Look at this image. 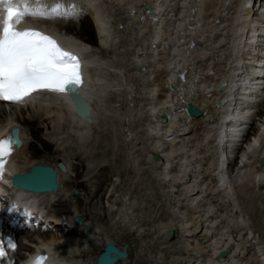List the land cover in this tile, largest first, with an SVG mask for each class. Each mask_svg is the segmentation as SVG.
Returning <instances> with one entry per match:
<instances>
[{
	"label": "bare ground",
	"instance_id": "1",
	"mask_svg": "<svg viewBox=\"0 0 264 264\" xmlns=\"http://www.w3.org/2000/svg\"><path fill=\"white\" fill-rule=\"evenodd\" d=\"M31 2L37 4V0ZM41 2L48 3V0H39ZM57 4L62 6V13L73 8L79 11L83 17H79V30L74 32L72 20L63 16L37 20L46 23V32L54 31L52 35L65 50L79 54L85 76L78 94L88 102L89 115L84 119L77 117L64 92H36L27 103L12 107L30 106L34 115L40 112L47 116L53 129L63 128L62 133L66 135L63 141L72 142L84 154L88 151L84 144L94 122L92 116L112 123L113 115L108 112L115 106L107 99L109 92H126L129 132L125 138H130L128 144L135 154V175L121 199L125 209L109 216L119 240L128 243L130 237H134L127 247L124 242L121 245L127 258L131 251L133 264H264V167L259 161L264 156V113L260 109L263 113L261 123L255 129L247 128L246 122L240 119L247 121L248 113L256 112L255 107L252 110L255 100H244L241 96L238 101L234 99L241 93L239 90L249 87L246 85L250 81L257 85L253 91L256 96L260 98L264 93L260 88L264 81V63H253L261 68L259 72L242 70L246 54H252L253 60L256 57L264 60L263 0H57ZM84 14L94 17L95 39L89 34L90 25ZM31 18L36 21V18L25 17V26ZM109 22L113 32L107 28ZM108 41L111 42L109 50ZM255 43L261 50L249 53ZM89 45L101 48L108 55L87 54L92 48ZM249 45L250 50L246 49ZM107 61L115 68L110 69V77H107ZM221 84L223 90L219 89ZM222 100L225 105L221 106ZM186 102L195 104L202 114L198 117L187 115ZM239 109L247 115L237 117ZM4 113L1 110V114ZM161 114H166L167 120H162ZM88 118L92 120L90 123L86 121ZM20 122L32 124L34 119L2 122L0 133L11 126H19ZM244 130L241 138L245 140L240 143L239 156L227 162L231 154L225 158L219 144L224 142L225 147L227 143L231 148ZM120 132L114 125L112 130L103 131L110 147L104 149L100 157L112 153L120 140ZM33 135L39 139L37 131ZM20 136L21 146L8 159L9 173L26 172L35 164L56 169L55 165L36 158L12 166L18 162V152L28 141H24V133L20 132ZM50 147V141L44 142V148ZM153 155L159 160L153 161ZM225 161L227 169L232 164L235 172V167L241 172L244 170L245 179L234 183L235 175L231 180L223 168ZM64 174L57 170V182L58 175L60 180ZM236 188L240 197L247 199L246 215L251 220L250 226L246 225L249 219L246 221L238 213ZM22 192L35 199L58 194ZM55 205L59 206L57 213L67 206L63 200ZM128 218L136 225L133 232L125 224ZM28 231L14 235L17 247L12 256L18 258V242H21L29 247L34 243L33 250H49L54 256L59 254L56 246L59 245L58 256L64 258L68 256L61 253L62 248L70 243L79 245L76 241L88 238L79 231V237L68 236L72 241L62 245L55 239L56 235L36 239L33 235L42 233ZM104 243L97 254L102 252ZM222 249L227 254L219 258Z\"/></svg>",
	"mask_w": 264,
	"mask_h": 264
},
{
	"label": "rangeland",
	"instance_id": "2",
	"mask_svg": "<svg viewBox=\"0 0 264 264\" xmlns=\"http://www.w3.org/2000/svg\"><path fill=\"white\" fill-rule=\"evenodd\" d=\"M102 14L103 13L101 12V15ZM87 16L89 15L84 14V18L89 21V25H90L89 34H92V37H94L95 39L96 34H95V29H94V19H93L94 17L89 16L91 18L90 19ZM81 17L82 16H80V18ZM80 18L71 19L72 25L74 26V32L80 29V23L83 17L81 19ZM107 25H108L107 28H109L110 22ZM115 27H118V26H115ZM110 32H113V31H111L110 29ZM255 38H253L252 40H255ZM94 43H95V40H94ZM110 45H111V42L108 41V45H107L108 48L105 46L107 50H109ZM91 46L92 48L88 49L87 54L91 53V54L101 56V57H105L106 54L108 55V53L102 52L103 50L101 48L95 45H91ZM249 46L246 47V49L249 48L250 50L251 46L250 47ZM251 50L249 51V53L250 52L252 53L254 51L257 52L261 50V46L255 43V45L252 46ZM261 58L262 57H259V58L256 57V59L253 60L252 54L251 55L246 54L243 60L244 66H242L243 67L242 70H248V72L249 70L259 72L261 68L253 65V63L254 62L264 63L262 62L264 61L263 58L262 59ZM108 60L111 61L110 58H108ZM109 61H107L108 65L106 64L107 65L106 68L109 69V71L106 70L107 77H110V74H112L110 69L111 70L115 69L114 67L109 66L112 64V63H108ZM243 75L244 74H242V76ZM246 86H249L247 87L248 89L246 88L243 90H239V93L240 92L241 93L238 96L235 95L237 101H238L239 96L244 98V100H248V99L256 100L257 98H259L253 92L257 87V85H255L254 82L250 81L249 84ZM123 92L125 91H122L120 94L118 91L119 95L116 94V92L114 91L109 92L107 99H109L110 105L112 104L113 106H115V107H110L109 108L110 110L108 112V114L113 115L112 123H110L109 120L103 121L102 119H96L94 118V116H92L94 122L92 123L91 128H90V132L88 135L89 138L87 139L88 142L86 141V143L84 144V149H88V151L85 152L84 154H81L80 153L81 150L77 148L75 144L73 145L72 142L70 143V141L67 140L68 142L65 143L66 141H63L64 138H66L65 133H62L63 128L53 129L52 124L50 120L47 118V116L45 117L40 112L34 115V113H32L33 108H31L30 106H24L22 109L21 108L16 109V107L13 108L11 106H5L4 104L0 103V114H1V110L5 111L4 114L0 115V123L2 122L4 123L6 121H11V120H17V119L19 120L34 119V122L32 124L31 122L30 123L20 122V124L17 123L21 129V132L24 133L25 135L24 141L25 140L26 141L28 140V141L25 142V146L22 148V150L18 152V162L13 163L12 166H14V164L21 165L33 158H36L37 160H40L46 163H50L53 166L55 165L56 162L63 161L67 166V171H66L67 173L62 175L60 180H59V175H58L59 187L56 191L58 192V194L56 195L54 194L49 197L44 196L45 198L41 197L42 199H45L42 201L43 204L45 205V210H47L49 214H54V212L56 213V210L59 208V206H56L55 204L63 200V202L67 204V206L65 207L64 210L59 211V213L61 212L59 215L62 218L69 219L73 214H76V211L77 213L81 215L82 214L87 215L84 223L89 226L90 233H86L83 229V226H78L76 228L78 230V231L76 230V233H78L79 231H80L79 233H81L82 231L88 237L87 239L86 237L85 238L83 237L81 238L80 241H76V242H79V245H73L72 243L69 244L68 241L71 240L72 237H76V238L79 237L80 234L78 233L75 235L74 234L64 235L61 226L53 230H44L41 232L42 234H39L36 232V234L33 235V237H35L36 239L38 237L47 238L48 235H52L55 237L56 235L55 239L57 238V240H59V242L62 245H64V243L65 245L66 243L69 244L68 247L62 248L63 251L61 253L68 256L64 258L61 256L64 260L60 256H58L60 254V251H59L60 246L56 245L58 248L59 254L57 253L55 257L58 259V261H60V263L63 262V264H93L94 256L97 255L98 249L100 247L102 248V244L104 242L111 241L110 243L119 245L120 247L124 242L125 247H127L129 241L134 239V237H130V240L128 241V243L125 241L122 242V240H119L121 238L119 235H117V233H114V230L111 227V224H113V221L111 220V217L109 216V214L114 211L118 212L119 210L125 209V207L121 204L122 203L121 199L126 194L127 188H128L127 186L129 185V183L131 182V179L135 175V171H133L134 165H135V154L133 153V150L130 148L131 145L128 144V141H130L129 140L130 138L128 137L125 138V135H127V133L129 132V126H128V121H127V111H126L127 105L125 102V98L127 97L126 96L127 94L126 92L125 93ZM259 99L260 101L257 103V105L254 108L256 112H253L252 115L248 113V118L251 121L250 126H252V129H255V127L259 125V122L261 123L260 117L264 113V93L262 96H260ZM97 103H99V101H97ZM239 105L240 104H238L237 107H239ZM260 109L263 113L260 111ZM236 113H237L236 114L237 117H242V115L245 114L246 112L241 113L239 109V111ZM113 125L115 128L120 129L121 131L120 136L118 135V138L120 139L118 142V145L113 148V151L110 155H108L107 157L106 156L100 157L104 149L110 147L108 136L105 135L103 131H105L106 128L108 130H112ZM36 131H37L39 139H37L33 135V133H36ZM66 134H68V132ZM47 141L51 142V147L49 149L44 148V142H47ZM30 145L32 146L30 147ZM226 145L227 146L225 147L224 142L219 144V148L221 147L220 148V151L222 152L221 154H224L225 158L228 157L232 152V150H230L231 148H229L227 143ZM249 155L247 154V156ZM82 162L84 163L82 164ZM102 165H105V167L101 168ZM235 169H236V172L234 171V168L232 169V164H230L228 169L226 168L227 173L232 178L231 180H233L234 175H235L234 178H236L234 179V183L238 179L239 180L245 179V175L244 173H242L244 170H242L241 172V170H239L240 168L235 167ZM237 170L240 171V173H238ZM234 173L236 174L238 173V174L236 175ZM101 181L103 183H101ZM72 188L77 189L78 195H71ZM237 188L234 189V194H236L235 197H237L238 199V200L236 199V201H238L239 203L237 210H239L238 213H241L243 215L242 216L239 214V216L240 217L242 216L241 218L244 217V219L247 221L249 219L248 216L246 215L247 199L240 197ZM61 195L63 196L60 197ZM57 199H60V200H57ZM130 219L131 220H129V218L128 220L125 219V224L127 228L130 229L131 232H133L136 230V225L134 224V221L132 220V218ZM54 221H56V219H54ZM249 224H251L250 219L247 221L246 225L250 226ZM26 232H29V231H26ZM58 233L64 236L63 237L60 236V238H58L57 235H60ZM68 236H72V237H68ZM65 237L66 238L68 237L69 239L68 238H67L68 240L64 239ZM34 245L35 244L33 243L29 247V246H25L24 244H21V242H18V250L16 253L17 257L18 258L21 257V255L25 251H28V252H30L29 250L32 251ZM159 248H162V247H159ZM64 250L65 251L67 250V252H65ZM128 252H130L128 258L126 255V257L122 259L120 263L117 262L116 264H133L134 260L131 257V251H128ZM61 259L63 261H61Z\"/></svg>",
	"mask_w": 264,
	"mask_h": 264
},
{
	"label": "snow or ice",
	"instance_id": "3",
	"mask_svg": "<svg viewBox=\"0 0 264 264\" xmlns=\"http://www.w3.org/2000/svg\"><path fill=\"white\" fill-rule=\"evenodd\" d=\"M61 5L43 8L37 0H0V100L13 104L27 103L36 92L63 93L76 89L82 82L81 64L77 56L63 50L51 36L36 30H18L15 26L25 17H60L79 19L75 8L61 12ZM69 92V91H68ZM11 134L0 140V180L5 175L8 157L19 140ZM30 214V213H27ZM12 237H0V264H14L10 253L16 250ZM40 255L35 264H44Z\"/></svg>",
	"mask_w": 264,
	"mask_h": 264
},
{
	"label": "water",
	"instance_id": "4",
	"mask_svg": "<svg viewBox=\"0 0 264 264\" xmlns=\"http://www.w3.org/2000/svg\"><path fill=\"white\" fill-rule=\"evenodd\" d=\"M148 10L151 11V8L149 5H146ZM152 12V11H151ZM71 101L76 108L77 114L84 118L85 116L89 115V106L87 101L84 99L83 96L74 95L71 96ZM80 103L81 105L77 109L76 104ZM186 109L188 112H191V109H194L192 104H187ZM162 118H165V115H162ZM88 122L91 120L88 118ZM58 168L61 171H64V166L61 163L57 164ZM11 182L13 185L17 186L18 188L28 191V192H55L57 189V182H56V171L49 165L44 164H36L31 166L27 172L23 174H16L11 177ZM73 193H76L74 190ZM169 234H171V231H169ZM106 252H114L115 248L111 245H107ZM120 255H123V253H119ZM220 256L224 255V252L219 253ZM99 264H106L109 262V258L105 255H101L98 258Z\"/></svg>",
	"mask_w": 264,
	"mask_h": 264
},
{
	"label": "clouds",
	"instance_id": "5",
	"mask_svg": "<svg viewBox=\"0 0 264 264\" xmlns=\"http://www.w3.org/2000/svg\"><path fill=\"white\" fill-rule=\"evenodd\" d=\"M7 182V181H5ZM40 256V253H36L34 254L32 257H30L27 261H26V264H35V261H36V258ZM46 264H52V259H51V256H49V259L48 261L46 262Z\"/></svg>",
	"mask_w": 264,
	"mask_h": 264
}]
</instances>
